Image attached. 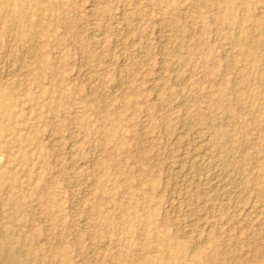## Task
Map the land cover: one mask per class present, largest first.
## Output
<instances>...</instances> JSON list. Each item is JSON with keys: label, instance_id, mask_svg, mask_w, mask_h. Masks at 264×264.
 Listing matches in <instances>:
<instances>
[{"label": "rangeland", "instance_id": "rangeland-1", "mask_svg": "<svg viewBox=\"0 0 264 264\" xmlns=\"http://www.w3.org/2000/svg\"><path fill=\"white\" fill-rule=\"evenodd\" d=\"M0 71V263L264 264V0H0Z\"/></svg>", "mask_w": 264, "mask_h": 264}, {"label": "bare ground", "instance_id": "bare-ground-1", "mask_svg": "<svg viewBox=\"0 0 264 264\" xmlns=\"http://www.w3.org/2000/svg\"><path fill=\"white\" fill-rule=\"evenodd\" d=\"M123 17V16H122ZM37 40V39H36ZM30 44V43H29ZM32 47H34L33 45H32ZM36 47V46H35ZM38 47V46H37ZM28 48V47H27ZM26 48V49H27ZM35 49V48H34ZM8 51V50H7ZM31 52V49H28L27 50V53H30ZM26 53H24V55H25ZM34 54V53H33ZM4 55V54H3ZM24 55H23V57H24ZM31 57V56H30ZM29 57V58H30ZM24 59H26V58H24ZM23 59V60H24ZM22 60V61H23ZM5 61V60H4ZM7 61V60H6ZM22 61H20V62H22ZM18 62H19V60H18ZM23 63V62H22ZM20 64V63H19ZM7 66H8V63H7ZM18 71H19V69H18ZM1 72V71H0ZM17 72V71H16ZM21 72V71H20ZM11 74V73H10ZM15 75V74H14ZM20 75V74H19ZM17 76V75H16ZM14 77V76H13ZM35 171V170H34ZM6 257V256H5ZM4 260V259H3ZM0 264H19V262L17 261V258L16 257H14V258H12V259H10L9 261H1V263Z\"/></svg>", "mask_w": 264, "mask_h": 264}]
</instances>
